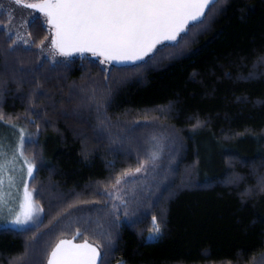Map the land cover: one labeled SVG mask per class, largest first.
I'll return each mask as SVG.
<instances>
[{
    "label": "trees",
    "instance_id": "1",
    "mask_svg": "<svg viewBox=\"0 0 264 264\" xmlns=\"http://www.w3.org/2000/svg\"><path fill=\"white\" fill-rule=\"evenodd\" d=\"M40 17L20 37L0 8V133L40 210L0 222V264H46L76 234L100 264H264V0H214L124 65L47 58Z\"/></svg>",
    "mask_w": 264,
    "mask_h": 264
},
{
    "label": "water",
    "instance_id": "2",
    "mask_svg": "<svg viewBox=\"0 0 264 264\" xmlns=\"http://www.w3.org/2000/svg\"><path fill=\"white\" fill-rule=\"evenodd\" d=\"M214 0H44L28 8L47 16L57 49L132 64L199 20ZM78 234L59 240L46 264H100L96 245Z\"/></svg>",
    "mask_w": 264,
    "mask_h": 264
},
{
    "label": "rangeland",
    "instance_id": "3",
    "mask_svg": "<svg viewBox=\"0 0 264 264\" xmlns=\"http://www.w3.org/2000/svg\"><path fill=\"white\" fill-rule=\"evenodd\" d=\"M42 1L44 0H0V8L9 16L8 28L11 32L22 37L25 35V24L37 16L43 18L44 15L28 8L29 5L38 4ZM43 51L45 52L43 54L49 59L66 56L57 49L53 30L43 45ZM89 57L97 58L102 62L104 60L94 54ZM262 62L264 63V60ZM154 142L153 139L148 140L149 144ZM21 162L14 135L0 133V222L8 223L13 228L33 226L39 221L40 215V210L33 200L32 189L27 186L26 174L29 177L31 166L27 162L22 165ZM183 180L186 181V178ZM256 180L257 186L264 189V178H256ZM160 236L161 228L156 219L152 218L146 239L155 241ZM122 262V256L117 255L111 264H122Z\"/></svg>",
    "mask_w": 264,
    "mask_h": 264
}]
</instances>
